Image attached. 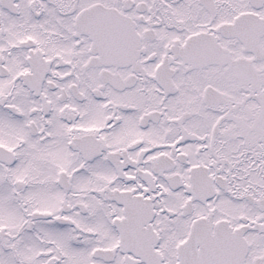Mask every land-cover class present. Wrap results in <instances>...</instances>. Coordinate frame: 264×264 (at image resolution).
Listing matches in <instances>:
<instances>
[{"label": "snow or ice", "instance_id": "1", "mask_svg": "<svg viewBox=\"0 0 264 264\" xmlns=\"http://www.w3.org/2000/svg\"><path fill=\"white\" fill-rule=\"evenodd\" d=\"M0 264H264V0H0Z\"/></svg>", "mask_w": 264, "mask_h": 264}]
</instances>
